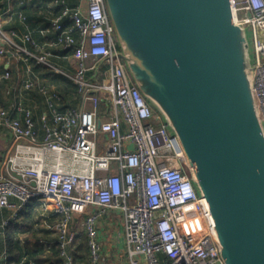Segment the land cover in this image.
Returning a JSON list of instances; mask_svg holds the SVG:
<instances>
[{"label": "built area", "instance_id": "obj_1", "mask_svg": "<svg viewBox=\"0 0 264 264\" xmlns=\"http://www.w3.org/2000/svg\"><path fill=\"white\" fill-rule=\"evenodd\" d=\"M77 1L75 7L61 3L52 23L57 36L44 44L31 33L18 43L16 29L3 30L0 8V68L9 55L23 63L35 60L72 80L82 97L80 107L61 110L60 95L44 90L50 111L42 116L43 137L31 109L0 108V133L10 130L14 150L0 167V210L10 212L0 221V261L9 259L10 224L37 199L61 217L53 229L63 264H74L73 221L83 213H89L84 226L91 264L106 261L98 222L110 212L125 218L131 264L140 258L146 264H225L208 203L192 180L178 137L134 82L106 0ZM232 6L235 22L251 28L254 92L264 119V0H234ZM54 49L71 54L74 73L52 62ZM10 77L8 70L2 76ZM33 80L26 79L24 87L33 88ZM200 220L204 232L197 236Z\"/></svg>", "mask_w": 264, "mask_h": 264}, {"label": "water", "instance_id": "obj_2", "mask_svg": "<svg viewBox=\"0 0 264 264\" xmlns=\"http://www.w3.org/2000/svg\"><path fill=\"white\" fill-rule=\"evenodd\" d=\"M134 82L181 144L225 264H264V119L231 0H106Z\"/></svg>", "mask_w": 264, "mask_h": 264}, {"label": "crops", "instance_id": "obj_3", "mask_svg": "<svg viewBox=\"0 0 264 264\" xmlns=\"http://www.w3.org/2000/svg\"><path fill=\"white\" fill-rule=\"evenodd\" d=\"M63 1L71 7L78 5L77 0H12L11 3L8 0H0L2 12L8 17V21L3 25V30L7 33L11 29H16L19 34L16 39L18 43H22L23 36L28 33H31L33 38L42 44L55 39L57 34L52 29V23L63 10V5L61 4ZM20 14L26 17L25 21L21 19ZM10 15L12 20H9ZM2 45L4 44L0 41V46ZM28 47L36 50L30 44ZM55 50L59 52L55 54ZM55 50H53L52 62L63 71L74 73L76 67L71 55L67 56L68 60L71 57V60H69L70 66H64L62 62L55 60L54 57L56 58L59 53L66 55V52L62 49ZM2 63L3 66L0 68V108L11 109L15 105L23 104L31 109L41 137L44 136L45 132L42 116L50 111L47 101L49 92L55 90L60 95L59 109L61 110L81 106L82 97L78 87L66 76L38 64L35 60L23 63L12 55L2 60ZM7 70L10 72L11 77L3 79L2 76ZM48 72H52L55 79H52L51 76L53 75H48ZM28 78L34 79L33 81L36 83L31 89L24 87L25 80ZM45 89L49 90V92L45 93ZM106 108L105 106L104 109ZM17 115L21 119L24 117L20 113H17ZM12 146V133L8 129H3L0 133V167L5 155L9 151H14ZM51 210L53 209L49 204L47 205L43 201L34 199L23 208L19 218L16 221H12L10 224L12 227L10 229L12 232L11 236H13L15 242H18V247L22 250L20 263L13 264H63L60 248L55 244L58 238L57 232L53 229L55 224L61 220V217L52 216ZM108 214L107 217L103 218L105 219V227L103 228L104 230L109 229L110 233H106L107 236L105 237L102 235L100 237L109 254L103 264H131L126 229L123 237L119 233L120 227L126 228L125 218L120 213ZM115 214L118 215V218L114 217ZM9 215V211L2 212L0 210V221ZM9 228L6 235L7 242ZM103 228L102 226L100 227L101 230ZM117 230L119 231L117 232ZM85 235V241L82 245L87 247L85 251L87 258L84 262L90 263L88 258L91 255V251L88 245V235L86 233ZM72 255L74 264L84 263H81V258L83 257L82 249L74 250L73 247ZM11 259L12 255L10 254L7 262L3 264H11ZM139 264H146V262L140 258Z\"/></svg>", "mask_w": 264, "mask_h": 264}, {"label": "rangeland", "instance_id": "obj_4", "mask_svg": "<svg viewBox=\"0 0 264 264\" xmlns=\"http://www.w3.org/2000/svg\"><path fill=\"white\" fill-rule=\"evenodd\" d=\"M0 8H2V5L0 4ZM1 12H2V9H1ZM2 17H1V20H2V24L4 25V24H6V22L8 21V17H6L5 16V14H4V12H2ZM248 30V37H249V39H250V43H253V40H252V32H251V28H248L247 29ZM4 45H2V47H3ZM60 55H58V57H59ZM69 60H71V57L69 58ZM48 75H53V76H51L52 77V79H55V76H54V74H52V72H48ZM57 79V78H56ZM46 204V203H45ZM51 212H52V216H54V211L53 210H51ZM110 213H116V212H110ZM89 215V213H83V214H81V215H77L76 217H75V220L73 221V227L77 230V232H79V231H82V232H84V233H86L87 234V230H86V228H85V226H84V222L86 221V218H87V216ZM109 214H106V215H104L100 220H99V223H98V230H99V232H100V237H105V236H107V234L106 233H110V231H109V229H105L104 230V228L103 227H105V222H104V220L105 219H103V218H105V217H107ZM114 217H116V218H118V215L117 214H115L114 215ZM102 226V230L100 229V227ZM204 228V225L203 224H199L198 226H197V230L199 231V230H201V229H203ZM106 231V232H105ZM119 230H117V232H118ZM125 231V228L123 229L122 227H120V231H119V233H120V235L123 237L124 236V232ZM116 232V233H117ZM79 234V233H78ZM88 235V234H87ZM102 235V236H101ZM102 244H103V246H104V252H105V254L107 255V257H109V254H108V249H107V247L104 245V243H103V241H102ZM88 245H89V242H88ZM89 249H90V247H89ZM74 250H78V245L77 244H75V246H74ZM87 250V247L86 246H83V248H82V253H83V257L81 258V263H83L85 260H86V253H85V251ZM91 253V252H90ZM88 260L90 261V263L89 262H84L83 264H91V255H90V257L88 258ZM80 264V263H79Z\"/></svg>", "mask_w": 264, "mask_h": 264}, {"label": "trees", "instance_id": "obj_5", "mask_svg": "<svg viewBox=\"0 0 264 264\" xmlns=\"http://www.w3.org/2000/svg\"><path fill=\"white\" fill-rule=\"evenodd\" d=\"M55 50V49H54ZM56 52H59L57 50H55V54H57ZM58 55H60L59 57L57 56L56 58L54 57L55 60H59L60 62H62V64H64V66H70L69 60L67 58V56L71 55L69 52H66V55L59 53ZM64 56V58H63ZM12 227L10 226L9 231H8V244H9V253L12 255V259L10 260V263H20V260L22 258V250L18 247V242H15L13 240V236H11L12 232L11 229ZM78 237L76 240V243L78 245V249H82L83 248V242L85 241V233L83 232H78ZM60 251V249H59ZM58 256V255H57ZM0 264H3L2 261H0ZM29 264V263H27Z\"/></svg>", "mask_w": 264, "mask_h": 264}, {"label": "bare ground", "instance_id": "obj_6", "mask_svg": "<svg viewBox=\"0 0 264 264\" xmlns=\"http://www.w3.org/2000/svg\"><path fill=\"white\" fill-rule=\"evenodd\" d=\"M233 2H234V0H231V4L233 5ZM234 8H233V6H232V10H233ZM233 16H234V10H233ZM199 224H203L204 225V223H203V221L202 220H200V221H198V222H196V230L194 231V233L195 234H197V236L199 235V234H201L202 232H204V228L203 229H201V230H197V226L199 225ZM193 233V232H192ZM193 233V234H194Z\"/></svg>", "mask_w": 264, "mask_h": 264}]
</instances>
